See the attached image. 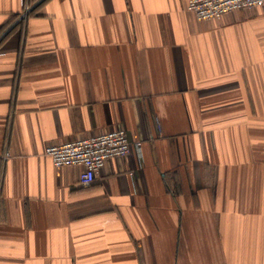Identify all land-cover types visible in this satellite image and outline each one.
Returning <instances> with one entry per match:
<instances>
[{
    "label": "crops",
    "instance_id": "obj_1",
    "mask_svg": "<svg viewBox=\"0 0 264 264\" xmlns=\"http://www.w3.org/2000/svg\"><path fill=\"white\" fill-rule=\"evenodd\" d=\"M187 1L0 0V264H264V6ZM116 128L89 186L45 155Z\"/></svg>",
    "mask_w": 264,
    "mask_h": 264
},
{
    "label": "built area",
    "instance_id": "obj_2",
    "mask_svg": "<svg viewBox=\"0 0 264 264\" xmlns=\"http://www.w3.org/2000/svg\"><path fill=\"white\" fill-rule=\"evenodd\" d=\"M35 4H37L35 0H21L22 12L17 21L25 22ZM262 6L264 0H188L186 8L193 12L198 20H212L219 19L229 12ZM140 144L141 142H135L137 147ZM131 146L127 131L116 128L96 135L52 144L46 148L45 155L56 167H81L78 181L82 186H89L94 182L107 159L128 155Z\"/></svg>",
    "mask_w": 264,
    "mask_h": 264
}]
</instances>
